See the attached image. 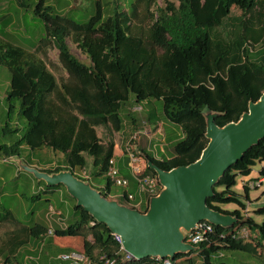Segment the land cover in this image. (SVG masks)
Here are the masks:
<instances>
[{
  "label": "trees",
  "instance_id": "obj_1",
  "mask_svg": "<svg viewBox=\"0 0 264 264\" xmlns=\"http://www.w3.org/2000/svg\"><path fill=\"white\" fill-rule=\"evenodd\" d=\"M13 1L19 8L31 9L42 22L43 35L35 51L52 44L65 77L57 79L43 59L0 40V66L10 75L5 97L7 117L17 110L26 122L22 137L11 145L1 144L0 154L4 159L19 157L23 145L31 150L48 148L60 153L63 167L43 172L89 166V182L103 181V188L90 184L105 198L114 194L106 172L114 156L115 140L109 131L112 138L98 136L96 129L120 133L127 123L128 132L123 131L128 142L124 155L127 156L126 149L135 156L139 150L159 169L170 171L194 163L206 147L205 110L218 113L214 123L223 127L237 122L247 111L249 101L256 102L264 92V0H178L177 5L165 2L163 7L157 6V0H133L128 15L115 6L108 16L104 15L108 3L97 0L94 15L85 23L54 13L45 6L46 0L33 4L28 0ZM233 8L239 15L231 17ZM5 22L0 17V23L7 27ZM132 22H149L150 26L144 31L132 26ZM67 39L88 59V64L71 53ZM144 102L160 103L164 119L182 132V137L172 144L168 159L156 160L132 138L139 131L134 125L139 127L142 121L133 109ZM3 130L16 132L8 123ZM125 159L127 162L128 157ZM261 163L264 139L219 178L213 197L207 200L210 209L237 217L238 222L230 229L214 226V235L199 244L196 252L178 255L172 264H194V255L201 264H224L215 262L219 253H260L264 248V206L245 216L248 188L243 185L242 194L233 189L238 176L250 175ZM141 167L144 175L156 178L146 162ZM260 174L264 176V168ZM38 185L44 190L31 200L44 197L43 203L48 205L50 196L61 190L73 204L67 228L55 231V235L81 237L83 253L94 264H106V260L113 264H160L154 258L125 260L108 228L75 207V200L63 186L47 188L42 181ZM230 205L234 206L232 211L224 208ZM146 209L145 206L142 212ZM8 217V213L0 215V224ZM243 227L258 232V236L234 240L233 234ZM27 229L33 240H41L48 231L41 228L37 235V225ZM7 262L5 259L3 264Z\"/></svg>",
  "mask_w": 264,
  "mask_h": 264
},
{
  "label": "water",
  "instance_id": "obj_2",
  "mask_svg": "<svg viewBox=\"0 0 264 264\" xmlns=\"http://www.w3.org/2000/svg\"><path fill=\"white\" fill-rule=\"evenodd\" d=\"M218 116L210 110L203 112L208 143L198 160L188 166L163 171L141 151H136L146 167L155 172L160 186L157 195L149 198L145 212L105 198L89 181L77 178L70 170L48 174L28 167L18 158L12 162L19 171L44 182L47 188L63 186L75 200V207L104 224L133 260L173 261L178 255L197 251L186 238L198 223L230 229L238 222L237 217L210 209L207 200L213 197V187L219 178L264 139V92L256 102L249 101L247 111L237 122L218 127L214 123Z\"/></svg>",
  "mask_w": 264,
  "mask_h": 264
},
{
  "label": "rangeland",
  "instance_id": "obj_3",
  "mask_svg": "<svg viewBox=\"0 0 264 264\" xmlns=\"http://www.w3.org/2000/svg\"><path fill=\"white\" fill-rule=\"evenodd\" d=\"M35 1L36 0H28V3L33 4ZM96 1L97 0H79L78 2L73 1L72 3L77 4L74 7H71L70 10H63L61 14L62 16L71 18L79 23H85L92 15H94L96 10ZM132 1L133 0H102V3H108L104 9V15L108 16L112 14L115 6L119 12H124V14L128 15L129 4ZM64 2L65 0H60L58 2V7H63ZM165 2L173 3L175 5L178 4V0H157V6L163 7ZM239 13L240 12L236 8H233L231 10V17H235L239 15ZM7 16L13 17L15 19L14 23L16 25L5 27L0 23V40L20 46L32 56L43 59L57 79L65 77V72L57 61L58 52L52 44L48 45L47 47H41L38 49V51H35L43 35V24L37 17L33 16L32 10L19 8L13 0H0V17L5 18ZM131 25L140 26L141 29L145 31L150 26V23L144 22V24H141L138 22H132ZM229 25L230 23L225 26V31H227V27ZM67 45L69 46L71 53L79 61L82 63L88 62V59H86V57L80 53V51L69 39H67ZM9 80V72L5 67L0 66V127H2L0 130V144H11L19 138L20 133H17V135L15 131L11 133H5V135L3 134V127L6 123H8L9 128L13 130H23V127L26 125L25 120L18 116L17 110H15L10 117H7V104L5 97L9 89ZM137 107L140 109L134 111L136 116L139 117L141 115H145L148 112L153 116L154 124L166 122L162 115L160 103L149 102L147 105L140 103ZM122 116L124 118V112H122ZM168 124L170 123L168 122ZM177 128L181 132L180 128ZM108 131L113 135L114 140L122 148V150H125L126 144L128 143L125 135L115 132L113 133L111 130L104 128L99 129V134L104 136V139L106 140L107 138L111 137L108 135ZM140 137L141 139H139ZM139 138L138 136L135 138L137 145L148 150L149 146L146 136L140 135ZM153 145L154 142L152 143V146ZM156 148L159 150L158 147ZM166 148L168 147L164 146L165 150H172L171 148ZM57 155L60 157V153H57ZM57 159L58 157L55 158V166L63 164L61 162L57 163ZM86 169L87 172L90 173V167L88 166ZM12 170V162H8V160L4 159L3 156L0 155V215L4 214L8 210H11V215L14 221L21 225H29L33 221H37L38 215L45 209V205L43 203V199L41 201H38L37 198L34 200L30 199L32 196L36 195V192L27 183L28 174L26 172L20 171L16 176H10ZM251 177L252 173L248 176H238L237 183L233 190L236 193L242 194L243 191L241 187V180H248ZM96 181L97 180H91V184L94 185ZM103 183L104 182L102 181V184ZM113 188L116 187L113 186ZM259 188L255 189V191L253 190L250 195L254 196L258 189L259 191L264 190V184H262ZM59 197H61L60 193H54L50 196L49 203L52 205L58 203ZM233 208L234 206L232 205L225 207V209L229 211H232ZM252 239L254 238L250 237L246 240ZM53 241L54 239H52L50 242ZM260 250L261 251L258 255L250 254L249 252L245 251L224 252L221 253L222 255L215 262H222L224 264H264V248ZM6 257H8V255ZM23 259L24 258L22 255H18L17 257H12L6 264H35L34 261H27ZM192 259L194 264H201L200 259L195 255L192 256ZM0 263L2 264V261H0ZM38 264H44L43 260L39 261Z\"/></svg>",
  "mask_w": 264,
  "mask_h": 264
},
{
  "label": "crops",
  "instance_id": "obj_4",
  "mask_svg": "<svg viewBox=\"0 0 264 264\" xmlns=\"http://www.w3.org/2000/svg\"><path fill=\"white\" fill-rule=\"evenodd\" d=\"M59 1L60 0H46L45 6H50L53 9L54 13L62 15L61 12L63 10H70L71 7H74L77 4V3L76 4L72 3L73 1L78 2L79 0H65V2L63 3V7H58ZM5 21H6L5 23L8 26L16 25L14 23L15 19L13 17L7 16L5 17ZM88 63L89 61L85 64ZM148 103L149 102H144L145 105H147ZM138 109L140 108L135 107L133 111ZM139 118L142 120L140 126L138 127V124L134 125V128L139 129V131L134 133L132 138H136V136H138L139 138L140 135H145L146 139L148 140V146H149L147 151L156 160L170 158L172 156V150H165L164 146L171 148L172 144L182 137V133L179 131L177 126L175 127V125H171V123L168 124V121L163 123L159 122V124H154L153 116L148 112L145 115L139 116ZM146 119H149V121H146ZM1 129L2 127H0V130ZM14 130H16V134L20 133L18 138L20 139L23 134V131H21L22 129H14ZM123 131L128 132L127 123L125 124ZM123 131L120 132V134L123 135L124 133ZM5 132L9 133V130H5L3 134H5ZM96 132L98 136H100L98 129H96ZM139 139H141V137ZM14 142H16V140ZM114 142H115V147H114L113 158L116 160L118 164L121 175L129 180L128 191L130 193H135L136 185L134 180L130 177V173L128 169V161L126 162L125 159L127 156L124 155V150H122V148L116 143V141ZM153 142L154 145L152 146ZM11 144H7V145H11ZM156 147H158L159 150ZM20 151H21V156L11 157L6 160H8V162H12V159L18 158L28 167L36 168L41 172L45 170H52L64 164L63 156L60 154L59 157L58 156L59 154L57 155L56 152H53L48 148H39V149L31 150L29 147L23 145L20 147ZM56 157H58L57 163L61 162L63 164L55 166ZM87 161H88V165H90L91 160L87 159ZM143 163H145V161L139 157V166H142ZM12 166H13V170L10 173V176L11 175L16 176L20 171L13 162H12ZM263 168H264V163L257 164L251 172L252 177L248 180H241L242 181L241 187L245 185V183H247L248 181H255L259 177H261L262 175L260 174V171ZM91 180H97L93 185L94 187L96 188L104 187L99 179H91ZM40 182H37L30 174H28L27 183L29 186H31V188L35 190L36 194L44 190V186L38 185ZM259 189L258 191H256V194L254 196L250 195V193L253 190L248 189L249 201L247 204H249V206L248 205L247 206L249 208L247 213L246 214L244 213L245 216L250 215L249 212L254 208L258 206H264V190L259 191ZM56 192L58 194L60 193L61 195V197H59L58 203L54 205L50 203L48 205L44 204L45 209L39 213L37 221H33L29 225H21L18 222L14 221L11 215L12 213L11 210L5 212L10 214V217H8L5 222L0 224V261H2V264L5 261V259L9 261L12 257H17L18 255H22L24 258L23 260L34 261L35 264H38V262L41 260H43L44 264H68L67 262H62L61 260H59L58 257L65 253L83 252V243L81 237H58L55 235V231L65 230L67 228L66 219H68L74 213L72 210L73 204L69 200L65 199L62 191L56 190ZM112 192L114 193L113 195H117L122 193L123 190L112 187ZM42 199H44V197H41V199L37 198L38 201H41ZM50 208H52L55 212L54 215L55 219H63L64 221L63 225L61 226H59L56 222L52 223V230H53L52 234H48V231L50 229L49 228L50 224L46 218V215ZM256 220L260 221V218L257 217ZM33 225H37V229L35 231L37 235H39V233L42 231L41 228H45L48 230L46 235H44L41 238V240L40 239L33 240V237L28 235L27 226H33ZM52 239H54V241L50 242ZM7 255L8 257H6Z\"/></svg>",
  "mask_w": 264,
  "mask_h": 264
},
{
  "label": "built area",
  "instance_id": "obj_5",
  "mask_svg": "<svg viewBox=\"0 0 264 264\" xmlns=\"http://www.w3.org/2000/svg\"><path fill=\"white\" fill-rule=\"evenodd\" d=\"M126 155L128 157V169L130 173V177L134 180L136 185V192L130 193L128 191L129 188V180L123 177L120 173L118 164L114 158H111L108 162V169L106 172V178L109 182L115 186L123 190L122 193L117 195H109L107 199L115 200L119 204H123L130 209L137 210L138 212H142V209L148 206V200L150 197L157 195L160 190V186L157 182V179L143 174V167L139 166V157L135 156L129 149H126ZM74 176L83 180L89 181L90 176L85 168L71 171ZM264 183V176L259 177L255 181H248L245 183V187L249 190H254L259 188ZM249 206V204H247ZM248 206H246L245 214L248 211ZM55 212L52 208L48 210L46 215L47 221L50 224V229L48 234H52V223L56 222L59 226L63 225V219H55ZM58 216V215H56ZM214 235V226L207 222H200L196 225V228L190 232V234L186 238V242L191 246L197 247L199 244L207 242L211 236ZM258 236V232H253L247 227H243L236 231L233 234L234 240H246L250 237L254 239ZM115 237V236H114ZM222 237V236H221ZM115 240L119 243V239L115 237ZM120 244V243H119ZM120 252L123 253L125 260H131V256H129L120 246ZM222 254L219 253L220 257ZM62 262H67L68 264H94L83 252H70L62 254L58 257ZM160 264H172V261L168 258L164 260H159ZM113 264V262L106 260V264Z\"/></svg>",
  "mask_w": 264,
  "mask_h": 264
}]
</instances>
